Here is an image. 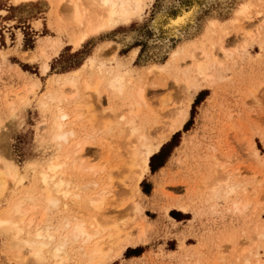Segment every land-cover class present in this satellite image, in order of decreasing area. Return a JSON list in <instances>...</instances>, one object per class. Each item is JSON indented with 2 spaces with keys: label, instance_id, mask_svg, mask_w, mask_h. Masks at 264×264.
Returning <instances> with one entry per match:
<instances>
[{
  "label": "rangeland",
  "instance_id": "rangeland-1",
  "mask_svg": "<svg viewBox=\"0 0 264 264\" xmlns=\"http://www.w3.org/2000/svg\"><path fill=\"white\" fill-rule=\"evenodd\" d=\"M248 2L252 4L250 12L239 14V9ZM178 3L185 8L190 7L189 0H154L142 18L135 19L129 25L89 37L78 48L66 44L51 59L47 74H43L44 59L38 45L45 35L59 36L50 26L51 12L55 8L49 5L48 0L22 5H15L14 0H0V147L26 175L18 191L24 186H36V174L28 168V162L33 159L45 161L55 150L54 146L42 143L52 113L40 103L52 75L80 67L91 55L97 57V63L104 61L111 65L114 63L111 60V46L114 48L120 44L117 53L121 57L131 59L132 51L138 50L134 63L138 73L155 62L167 65L170 61L171 64L162 74L153 79L157 86L149 87L148 99L154 105H159L162 98L174 108L186 102L178 63L172 61L169 52L161 51L165 42L164 30L158 27L157 31L153 27L158 15H163V23L175 16L179 12ZM200 7L196 23L188 24L182 31L189 34L185 39L191 38L200 45L205 42L203 45L210 47L218 39L217 32L225 29V41L229 42L226 47H230L228 50L234 48L235 41L240 46L247 41L249 53L240 46L228 58L222 57V51L219 52L220 58L228 66L221 71L225 78L217 79L195 96L188 119L194 108L189 129H185L187 121L178 131L179 134L176 132L177 135L174 134L156 153L159 154L164 148L156 159L157 162L165 161L163 166L155 172L151 168L137 189L131 176L126 178L127 171L120 167L123 157L119 154L118 132L106 134L97 130L91 135L82 125L83 120L87 121L88 113L77 125L74 139L82 140L85 137L93 141L84 151L85 158L92 165L104 168L95 175L86 174L83 183L90 180L88 186L91 190L92 187L97 188V183L109 182V173L113 177L115 192L107 195L100 217L106 213V217L116 218L115 221L122 228H132L136 235L141 232L139 226H144V235L136 246H129L121 256L116 255L117 246H114L109 257L101 264H247V259L249 264H255L257 256L264 261V26L259 29L260 35L253 37L243 30V26L254 24L264 16V2L211 0L200 3ZM235 17L239 20L234 21ZM212 20H216L214 26L210 25ZM257 28L248 27L254 33L259 32ZM65 35L62 37L67 42L69 39ZM183 38V35L166 38L169 44L167 48L185 46ZM157 45L162 48L157 49ZM100 46L107 47L99 55L97 50ZM28 55H34V59L30 60ZM177 77L179 81L174 83ZM38 80L40 86L35 93H31L28 87ZM19 92L20 96L14 97ZM10 96L14 97L13 106L7 101ZM103 102L104 106L108 105L106 100ZM75 103L84 104L80 99L64 103L63 108L72 111ZM78 112H84L83 106ZM94 112L101 115L100 106L96 105ZM96 125L99 128V120ZM100 137H105V148L99 144ZM228 175H231L234 187L227 188L224 183L215 181V178L224 179ZM81 177L77 175L71 178L73 187ZM143 182L148 187V193L143 190ZM213 186L219 188L213 191ZM12 194L13 189L8 197ZM237 201L242 203L243 208H234ZM4 202L0 209L7 206V201ZM62 204L52 207L48 213L52 226L49 225L52 229H59L55 234L57 237L64 232V214L79 218L87 216L75 203H69L68 211L64 213ZM178 205L188 207V211L174 209ZM37 214L40 215V212ZM6 241L0 235L2 264L54 263L51 259L14 260ZM66 251L69 255L64 264H89L80 256V243L70 241Z\"/></svg>",
  "mask_w": 264,
  "mask_h": 264
},
{
  "label": "bare ground",
  "instance_id": "bare-ground-1",
  "mask_svg": "<svg viewBox=\"0 0 264 264\" xmlns=\"http://www.w3.org/2000/svg\"><path fill=\"white\" fill-rule=\"evenodd\" d=\"M36 1L40 0H14L15 5ZM209 1L211 0H189L190 7L188 8L178 3L179 12L172 16L167 23L162 22L163 15L161 14L156 17L153 23V27L157 31H159L158 27L162 28L165 35L163 48L161 45H157V49L162 48V52H169L172 61H177L178 70H181L182 88L186 94V102L180 107L176 105L174 108L172 105H168L165 98L160 100L159 105H154L148 99L149 87L158 84L153 79L162 74L166 66L171 64L170 61L167 62V65L155 62L142 70V73H138L139 71L134 65L138 50L132 51L131 59L121 57L117 53L120 44L115 45L114 48L111 44L108 45V47L111 46L113 53L111 60L114 63L111 65L104 61L97 63V57L91 55L80 67L51 76L49 88L47 91L45 90L46 92L40 100L43 108L49 109L52 113L48 125L45 127L42 143L54 146L55 150L45 161L33 159L28 162V168L36 174V186L28 188H24V186L20 191L17 190L24 183L26 175L0 147V206L2 207L4 201L8 203L5 208L0 209V235L6 238L7 248L14 254L12 259L22 262H27L30 259L37 261L51 259L53 264H64L69 255L66 246L72 241L80 243L82 259L89 264H99L105 260L114 246H117L116 255L119 256L129 246L138 244L144 235V226H139L141 232L136 235L132 228H122L115 221L116 218L106 217V213H102L100 217L106 204L107 195L115 192L114 181L109 173V182L97 183L95 184L97 188L89 189L90 180L83 183V177L86 174L95 175L104 168L92 165L85 158L84 151L87 145L93 141L90 142L85 137L81 138L82 140H75L77 125L85 117L84 114L88 113L87 123L84 120L82 123L88 133L91 134L97 130L106 134L118 132V149L119 154L123 157L120 167L127 171L125 177L131 176L134 187L139 189L140 182L151 171V158L176 132L185 126L195 96L206 89L207 85L215 83L217 79L225 78L221 71L228 66L220 58L219 52L222 51V57L228 58L231 57L233 51L235 53L239 49L240 45L235 41L237 45L235 44L231 51L228 50L230 47H226L229 42H226L225 39V29L218 32L216 30L218 39L210 47H205L203 45L205 42L200 45V42L197 43L191 38L185 39L189 34L182 31L188 24L196 23V17L201 9L200 3ZM257 1L264 2V0ZM152 2L154 0H48L49 5L55 8L51 12L50 26L59 33V36L45 35L38 45L40 55L44 59L43 74H47L50 70L51 59L58 55L66 44L69 43L74 48H78L89 37L113 31L122 25H129L135 19L142 18ZM251 7V3H245L238 13L246 15L250 12ZM263 17L249 25L258 26L259 31L264 26ZM233 20L236 21L239 18L235 17ZM215 23L216 20H212L210 25L214 26ZM249 25L243 26V30L248 36L260 35V31L254 33L248 29ZM63 35L67 36L69 41L65 42ZM180 35L184 37L185 46L167 48L169 44L166 38ZM237 40L240 41L239 38ZM247 45L248 42L243 41L240 48L249 53ZM106 47L100 46L97 54L105 52ZM28 56L30 60L34 59V55ZM20 71L28 74L24 70ZM141 74H143L142 77ZM178 77L174 83L179 81ZM40 84L41 82L38 80L32 83L28 89L31 93H35ZM67 90L68 92H66ZM20 94L19 92L14 97H19ZM13 98L10 96L7 99L12 106L15 103ZM80 99H83L84 104L75 103L74 110L68 112L65 110L66 108H63L64 103L77 102ZM105 100L107 106L103 104ZM96 105L100 106L101 115L94 112ZM82 106L84 112H78ZM98 120L99 128L96 127ZM100 139L101 148H105L103 141L105 137H100ZM113 139L115 140V138ZM77 175L82 177L73 187L71 178ZM230 178L231 175H228L224 179L215 178V181L219 184L224 183L227 188H231L235 185ZM216 188L219 187L213 186V191ZM12 189L13 194L9 198L8 193ZM69 203L77 204V208L87 216L79 218L76 215H68ZM61 204L63 205V211H61L67 214L63 213L62 217L64 232L57 237L55 234L59 229L55 230V227L52 229L48 213L52 207H59ZM241 205L242 203L239 201L234 202L236 210H239L240 207L243 208ZM174 209L188 211V207L184 205L175 206ZM38 212L40 215L37 214ZM262 235L264 234L262 233ZM246 261L249 264V259ZM255 264H264V261L257 256Z\"/></svg>",
  "mask_w": 264,
  "mask_h": 264
},
{
  "label": "trees",
  "instance_id": "trees-1",
  "mask_svg": "<svg viewBox=\"0 0 264 264\" xmlns=\"http://www.w3.org/2000/svg\"><path fill=\"white\" fill-rule=\"evenodd\" d=\"M199 97H200V96H198L197 100L199 99ZM197 100H196V101H197ZM193 111H194V108L192 109V116H191L190 120L188 121V123H187L186 126H185V129H186V130L189 129V125H190L191 122H192V119H193ZM177 134H179V132H178ZM177 134H175V136H176ZM175 136L173 137V139L175 138ZM163 149H164V148H163ZM163 149H162V151H161L159 154L155 155V156L153 157V159H152V162H151V168H152V170H153L154 172H155L159 167L163 166L164 163H165V161H163V160H161L160 162H157V161H156L157 157L160 156V155L163 153ZM142 187H143V190H144L146 193L149 192L148 189H147L148 187H146V185L144 184V182L142 183ZM177 215H178V214H177ZM137 249H138V248H137ZM137 249H134V250H137ZM129 250H133V249L130 248ZM129 250H128V251H129Z\"/></svg>",
  "mask_w": 264,
  "mask_h": 264
}]
</instances>
